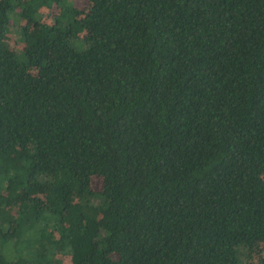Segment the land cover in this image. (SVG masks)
Wrapping results in <instances>:
<instances>
[{
    "label": "trees",
    "instance_id": "1",
    "mask_svg": "<svg viewBox=\"0 0 264 264\" xmlns=\"http://www.w3.org/2000/svg\"><path fill=\"white\" fill-rule=\"evenodd\" d=\"M80 1L0 0V264H264V0Z\"/></svg>",
    "mask_w": 264,
    "mask_h": 264
},
{
    "label": "rangeland",
    "instance_id": "2",
    "mask_svg": "<svg viewBox=\"0 0 264 264\" xmlns=\"http://www.w3.org/2000/svg\"><path fill=\"white\" fill-rule=\"evenodd\" d=\"M75 5H76V7L78 8V9H84L85 8V6H86V4L85 3H83L82 1H80V0H75V3H74ZM101 186H102V179H100V178H93V180H92V188L95 190V191H99L100 190V188H101Z\"/></svg>",
    "mask_w": 264,
    "mask_h": 264
}]
</instances>
